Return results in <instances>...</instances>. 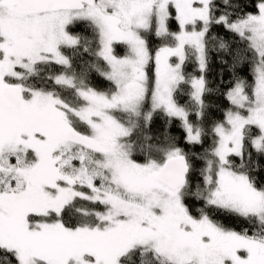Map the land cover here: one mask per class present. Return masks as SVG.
<instances>
[{
	"label": "rangeland",
	"instance_id": "374dc122",
	"mask_svg": "<svg viewBox=\"0 0 264 264\" xmlns=\"http://www.w3.org/2000/svg\"><path fill=\"white\" fill-rule=\"evenodd\" d=\"M211 1L97 0L80 9L57 5L41 14L18 10L14 0H0L2 84L11 86L8 78H22L40 61L68 66L61 47L73 46L78 39L68 27L89 21L98 29V55L107 63L102 74L116 87L112 93L78 87L84 101L78 108L40 90H28L23 112L0 104V246L13 250L19 264H120L121 257L137 246L154 249L168 264H264L263 240L221 230L206 218L190 219L183 207L182 189L174 191L155 180L161 164L133 160L128 144L122 142L130 130L111 114L113 110H136L147 94V70L152 61V108L181 118L188 138L196 141L198 133L188 122L185 109L175 102L174 92L182 80L186 46L196 50L204 68ZM261 5L263 10L244 19L232 23L221 19L247 38L257 52L255 97L248 102L242 82L229 92L234 109L227 112L226 122L216 126L218 142L213 153L218 161L205 181L212 184L209 203L256 216L264 223V192L254 189L246 175L226 166L229 155H241L247 125L260 129L252 143L264 152V2ZM172 15L179 25L173 34L176 45L161 46L151 55L144 30L155 24L158 35L168 34ZM115 44L127 45L128 53L116 55ZM57 81L76 86L65 76ZM193 84L194 97L201 102L202 78ZM27 113L48 120L27 124ZM73 119L74 124L78 119L89 126L88 137L101 145L102 151L67 134L69 127L74 128ZM176 155L173 150L166 152L165 158ZM98 178L109 184L111 192L102 194L94 181ZM83 187L92 191L91 199L111 205L106 212L95 213L96 218L108 222L104 227L67 228L59 219H29L32 213L59 215L66 202L87 196Z\"/></svg>",
	"mask_w": 264,
	"mask_h": 264
},
{
	"label": "trees",
	"instance_id": "16d2710c",
	"mask_svg": "<svg viewBox=\"0 0 264 264\" xmlns=\"http://www.w3.org/2000/svg\"><path fill=\"white\" fill-rule=\"evenodd\" d=\"M264 0H212L209 7V26L204 36L203 70L197 58L196 50L185 47V57L181 69L182 80L174 92L175 102L183 107L192 129L198 133V138L190 140L185 122L176 116L167 114L163 109H153L151 95L154 87V63L151 61L147 70V94L135 111L113 110L115 119L128 127L130 133L122 142L129 146V152L137 163L155 161L163 164L166 152L175 151L185 156L189 161L190 173L186 186L182 188V203L186 214L192 220L206 218L219 229L234 231L238 234L261 239L264 241V223L256 216L241 214L225 207L208 202L209 188L206 176L209 169L215 170L217 157L213 153L218 142L215 132L219 123L226 122L227 112L234 109L229 92L239 83L243 84V92L252 102L255 97L254 66L258 55L251 42L239 33L229 29L221 19L228 23L244 19L248 14H258ZM169 33L160 36L156 33V25L144 30L143 37L146 47L154 55L161 46H175L173 36L179 30V25L172 15L168 19ZM71 34L78 39L73 46H62L61 52L68 58L69 65L40 61L35 64L32 72H26L20 79L6 78L10 85H21L25 98L29 91L40 90L50 92L72 108L84 104L77 92L78 87L93 88L101 92L112 93L116 87L107 79L102 70L107 68L106 61L98 55L100 48L98 29L89 21H77L68 27ZM115 54L126 55L128 47L125 44H115ZM264 59V50H263ZM72 78L76 86L57 81V77ZM202 78V100L194 97V80ZM5 86V84H3ZM29 90V91H28ZM0 104L12 111L6 104V99H0ZM15 110V109H14ZM17 111V110H15ZM19 112V111H17ZM242 114L247 111L241 110ZM42 119L40 123L46 122ZM69 127L68 135L78 139V135L89 138V126L78 119ZM39 124V123H33ZM241 155H229L226 166L238 174L247 176L254 189L264 192V152L255 149L252 140L260 134V129L247 125L244 129ZM101 146V145H100ZM94 149V148H93ZM96 150V149H95ZM96 181L102 194L111 192L109 184L102 179ZM85 197L75 196L66 202L58 215L34 214L30 220L54 221L59 219L67 228L83 226L104 227L108 222L95 217V213H104L111 206L103 200L91 199L92 191L83 187ZM223 240L235 246L234 242ZM0 264H19L13 250L0 246ZM35 264H47L37 261ZM120 264H168L166 259L148 246H137L120 259Z\"/></svg>",
	"mask_w": 264,
	"mask_h": 264
},
{
	"label": "water",
	"instance_id": "95a60500",
	"mask_svg": "<svg viewBox=\"0 0 264 264\" xmlns=\"http://www.w3.org/2000/svg\"><path fill=\"white\" fill-rule=\"evenodd\" d=\"M15 6L22 12L48 13L57 5H67L73 9L83 8L88 3H94L97 0H14ZM5 98L10 101L13 108L20 111L23 107L25 93L17 85L3 86V94L0 99ZM83 138V137H82ZM81 139V137H80ZM87 142L96 149L102 151L103 148L95 141L87 138ZM82 140V139H81ZM84 140V138H83ZM190 173L189 161L185 156H172L165 160L160 170L155 175V180L164 187L177 191L186 186ZM264 206V202H263Z\"/></svg>",
	"mask_w": 264,
	"mask_h": 264
},
{
	"label": "flooded vegetation",
	"instance_id": "af4514ba",
	"mask_svg": "<svg viewBox=\"0 0 264 264\" xmlns=\"http://www.w3.org/2000/svg\"><path fill=\"white\" fill-rule=\"evenodd\" d=\"M3 84L1 83V81H0V96H2V94H3ZM3 99V98H2ZM6 104L9 106V107H12L13 108V105L10 103V101L8 100V99H6ZM12 111H14V112H16V113H20V112H23V107H22V109L19 111V112H17V111H15L14 109H12ZM25 117H26V121H27V124H30V123H40L39 121H41L42 120V117L40 116V115H36V114H30V113H27L26 115H25ZM69 131V130H68ZM77 136H78V141L80 142V143H82L83 145H88V146H90V147H92L91 146V144H89L88 142H87V137H84L83 135H78L77 134ZM80 137H81V139H80ZM84 138V140H83V138Z\"/></svg>",
	"mask_w": 264,
	"mask_h": 264
}]
</instances>
